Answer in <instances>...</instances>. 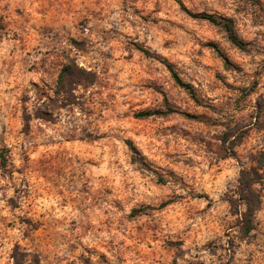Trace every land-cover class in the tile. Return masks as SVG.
I'll return each instance as SVG.
<instances>
[{
	"label": "rangeland",
	"instance_id": "rangeland-1",
	"mask_svg": "<svg viewBox=\"0 0 264 264\" xmlns=\"http://www.w3.org/2000/svg\"><path fill=\"white\" fill-rule=\"evenodd\" d=\"M180 2L0 0V264H264V0Z\"/></svg>",
	"mask_w": 264,
	"mask_h": 264
},
{
	"label": "trees",
	"instance_id": "trees-1",
	"mask_svg": "<svg viewBox=\"0 0 264 264\" xmlns=\"http://www.w3.org/2000/svg\"><path fill=\"white\" fill-rule=\"evenodd\" d=\"M179 1L182 9L186 11L188 10L185 6ZM191 17L194 19L205 20L208 21L216 26L222 27L227 35L229 40L237 47L242 48L243 45L238 39V36L235 32L234 27L229 21H221L214 17L213 15L208 14H190ZM140 50L145 53L146 55L150 56V52L145 50L144 48H140ZM226 65L228 64L227 58H224ZM169 71L172 74L173 79L175 80L176 84L187 91L190 97L197 103H200V100L197 97L196 91L194 87L186 82H184L179 75L175 72V70L168 65L167 66ZM84 69L78 67V65L73 61L69 60L68 63L63 67L62 71L60 72L59 79H58V94H62L64 97L70 94L72 86L74 84H79L80 82H84ZM142 116L149 115V113H142ZM228 134H226L223 138V142H228ZM131 149L135 151V148L131 146ZM3 157V156H2ZM134 162L140 163L137 158H134ZM260 163L259 168H250V169H243L240 178L238 181V196L240 201L245 204L246 211L241 213L242 218V232L245 235H249L252 230L254 229L253 219L256 212L260 209L261 206V196L255 190L254 186L256 184L264 183V153L262 154L261 158L258 160ZM234 201H232V205ZM30 255H26L20 252L17 248L14 251L13 258L15 264H24L25 258L29 257ZM25 257V258H24ZM31 261L29 264H40V259L38 256H30Z\"/></svg>",
	"mask_w": 264,
	"mask_h": 264
}]
</instances>
